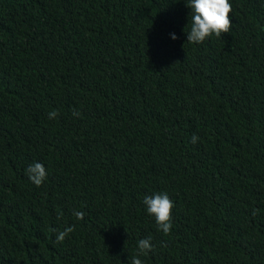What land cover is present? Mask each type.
<instances>
[{
	"label": "trees",
	"instance_id": "obj_1",
	"mask_svg": "<svg viewBox=\"0 0 264 264\" xmlns=\"http://www.w3.org/2000/svg\"><path fill=\"white\" fill-rule=\"evenodd\" d=\"M188 2L0 0V264H264V0L200 44Z\"/></svg>",
	"mask_w": 264,
	"mask_h": 264
},
{
	"label": "clouds",
	"instance_id": "obj_2",
	"mask_svg": "<svg viewBox=\"0 0 264 264\" xmlns=\"http://www.w3.org/2000/svg\"><path fill=\"white\" fill-rule=\"evenodd\" d=\"M191 9V29L187 32V41L193 44L203 43L207 38L213 35L220 38L225 33H229L232 27L231 11L232 5L229 0H189L186 4ZM173 40L178 37L172 33L170 34ZM49 119H54L58 116V112L53 110L49 114ZM74 116L79 113L73 111ZM199 137L192 136L191 142L197 143ZM26 175L29 180L37 187H40L47 179V171L43 164L35 162L28 166ZM143 204L146 207L148 215L153 216L155 223L164 235H170L172 230V209L174 203L166 192L155 193L150 196H145ZM258 212L253 209V214ZM78 220H83L84 213L81 211H74L73 213ZM74 226L66 227L63 231H58L56 235V242L62 243L66 236L74 231ZM56 232V229H52ZM151 238H145L138 241L136 255L132 257L131 264H142L140 256H147L153 249ZM166 246V245H165Z\"/></svg>",
	"mask_w": 264,
	"mask_h": 264
}]
</instances>
